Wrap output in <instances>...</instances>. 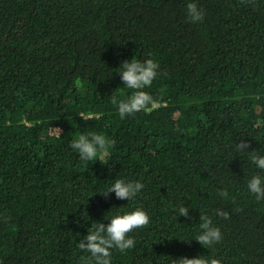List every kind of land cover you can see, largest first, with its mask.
Wrapping results in <instances>:
<instances>
[{
	"label": "trees",
	"instance_id": "trees-1",
	"mask_svg": "<svg viewBox=\"0 0 264 264\" xmlns=\"http://www.w3.org/2000/svg\"><path fill=\"white\" fill-rule=\"evenodd\" d=\"M188 2L0 0V264H80L91 224L135 208L150 223L111 264H264V200L247 190L264 178L249 160L264 156V0H195L198 23ZM131 58L159 63L155 103L121 119L110 97L131 94L117 72ZM89 132L116 141L108 164L71 148ZM116 179L144 187L97 194ZM200 214L219 243L194 239Z\"/></svg>",
	"mask_w": 264,
	"mask_h": 264
},
{
	"label": "clouds",
	"instance_id": "clouds-1",
	"mask_svg": "<svg viewBox=\"0 0 264 264\" xmlns=\"http://www.w3.org/2000/svg\"><path fill=\"white\" fill-rule=\"evenodd\" d=\"M241 3H255V0H241ZM186 15L190 22L198 23L203 20L204 11L199 8L195 0H189L186 5ZM160 65L151 58L143 61L135 58L121 61L119 70L120 80L127 89L132 90L126 99H121L116 95H111V104L116 106L121 119L134 115L140 111H151L154 107L153 96L143 89L149 88L152 82L157 79ZM82 119L84 117L80 116ZM60 130V129H59ZM61 132V130H60ZM116 141L103 134L89 132L80 134L71 141V148L74 149L81 160L99 161L101 164H108L111 155L110 149L114 147ZM248 143L240 140L236 143L237 151L248 150ZM249 160L257 169L264 171V156L257 155L256 152H249ZM144 185L138 181H125L116 179L104 191L97 193L107 198L110 192H114L115 197L120 200H132L141 192ZM247 190L257 201L264 200V178L259 173L253 175L247 181ZM225 199L228 193L225 189L218 193ZM95 195V194H93ZM92 196V195H90ZM240 209L238 208L237 211ZM179 215L189 217V209L183 205L179 207ZM216 215L225 219L229 218L226 211L216 210ZM89 219V217H88ZM108 223L103 221L92 223L87 230V235L78 242V248L88 253L80 258V264H111L112 250L121 253L135 247L134 238L129 233L136 229L147 227L150 217L142 208H135L130 212L111 215L107 218ZM191 219V217H189ZM8 218H5L7 222ZM200 233L194 238L200 245L210 247L217 244L222 239L219 227L214 226L213 220L208 215L200 214ZM178 264H220L216 259H206L202 256L193 258L182 257L177 260Z\"/></svg>",
	"mask_w": 264,
	"mask_h": 264
}]
</instances>
